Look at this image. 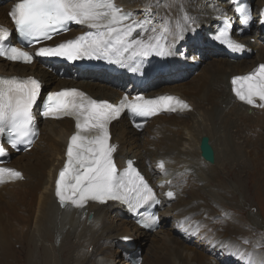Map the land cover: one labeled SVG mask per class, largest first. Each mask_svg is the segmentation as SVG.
Listing matches in <instances>:
<instances>
[{
    "label": "bare ground",
    "instance_id": "1",
    "mask_svg": "<svg viewBox=\"0 0 264 264\" xmlns=\"http://www.w3.org/2000/svg\"><path fill=\"white\" fill-rule=\"evenodd\" d=\"M17 1L0 0V4L4 3L0 6L1 25H10L9 12ZM232 1L116 0V4L125 12L133 13L137 19H150L157 28L164 21H168L169 28L173 33L176 31L177 24L182 25L188 34L191 30L198 43L197 51L205 59L207 49L204 47L209 43L206 37L207 32L216 29L222 18H230L233 23H237L234 18L235 8ZM263 10L264 0H258L254 11L255 15L258 16ZM151 12H155V15H151ZM185 17L188 18L187 22ZM82 31H74L72 36L74 37ZM171 39L172 37L169 36L170 42ZM237 40L246 51L256 52L254 59L252 61L242 60L233 64L224 52L216 48L213 52L210 51L215 53L216 60H219L202 75L201 83L194 87L195 93L181 95L182 98H180L190 106L191 110L161 114L153 118L142 132L144 133L151 124L158 125H155V128L150 132L151 139L140 144L139 137L142 133L133 129L126 116L121 121L113 122L109 128L110 143L116 148L113 153L116 165L120 170H123L127 167V162L132 161L134 167L140 171L161 197L159 213L161 227L164 226L165 231L175 230L173 227L168 228L174 221L187 233L193 234L192 232L197 227L201 230L214 220V215L211 212L213 210L203 200H207L209 194L217 195L226 191L227 185L221 178V172L226 171V174H229L228 178H234L236 190L244 194L246 192L244 180L250 177L245 171L250 166L255 173L262 170L260 161L264 160V109L253 108L240 102L232 92L231 80L236 76L247 75L259 65L264 64V36L260 32H255L252 35L237 37ZM173 51L175 55L172 56L153 55L149 57L165 60L168 70L157 75L155 80L142 90L147 98H154L174 90L172 88L155 90L159 82L171 81L179 77L180 71L185 76L193 71L185 67L188 65L187 63H180L181 60L176 56L177 44L174 45ZM212 58L214 59L213 56ZM200 59V57H196L195 60ZM183 67H185L183 70H176ZM53 71L55 72V69H47L43 66L38 68L37 63L32 66L8 64L0 59V76L32 77L39 80L44 89L51 87V91L75 88L82 90L92 99L112 104H117L125 94H137L132 91V86L126 85L123 80L125 77L118 79L104 73L85 72L75 74L71 81H65L59 79ZM41 124L45 127L43 129L45 138L42 137L41 131L39 141L31 151L24 155L22 153L12 155L11 166L18 168L19 165L17 171L21 172L24 178L6 185L0 184V260L3 261L1 264H6L9 259V262L14 261L15 264H19V259L15 256L17 252L14 250L12 253L13 245L16 247L17 243L25 246L28 263L34 264V254L28 251L35 239L34 233H31L33 224L43 240L57 238L59 241L64 239V243H67L73 237L77 243L73 242L70 249H75L78 245L92 247L91 252H83L85 255L83 254L84 258L80 264L90 262L95 256H98L99 264H105L108 256L114 252V239L117 233L116 229L108 226L111 219L126 224V228L120 234L124 236L117 238L119 249L125 257L132 252L131 247H134L135 244H138L136 248L146 245L145 238L142 237L148 236L147 232L139 228L129 212L118 203H108L107 205L89 203L83 208H76L72 205L61 207L55 195V180L66 162V149L70 137L76 131L75 124L69 120L54 119L42 120ZM151 128L152 126L149 127V129ZM207 134H220L222 141V154L218 153L219 150L216 151V168L210 170L209 174L200 169V166H204V164L200 156L199 145L201 138ZM42 141L45 147L43 154L30 158L29 153H32ZM211 142L214 144L213 140ZM14 158L18 161L14 162ZM25 159H27L25 164L20 165ZM161 161L165 163L166 174L157 167ZM148 165L151 166V169L148 168ZM261 173L264 176V172ZM166 181H171V184H167ZM161 184H164L163 188L159 187ZM169 190L175 193L177 200L182 199V201L180 200L182 204L174 207L173 214L168 213L164 208L170 200L164 193ZM257 202L260 201L257 200ZM224 209L231 210L226 207ZM242 211L241 209L239 212ZM84 212H86L85 215ZM90 213L93 214V220L88 222ZM240 215L243 218L241 220L235 218V222L248 226L249 220L244 217V213ZM214 223L221 226L219 237H224L216 242L217 245L214 247L217 251L216 256L222 253L225 263L230 264L240 260L232 254L233 251L239 249L246 257H252L254 264L257 263L259 258L255 257V254H250L248 249L242 248L236 242L241 239L240 234L244 230L237 231L231 224L220 221ZM129 228L136 230L137 234L134 237L130 233H126L130 231ZM249 234H253V231ZM125 237L133 240L126 243ZM244 241H248L247 248L255 245V242L249 239ZM222 244L227 247H221ZM161 246L154 248L151 262L147 259L142 264H220L221 261L214 256H209L207 250H195L199 252V256L190 255L191 258L187 255L184 256L185 245L174 242V240L171 247L163 245L164 248H162L166 250V253L160 252V250L162 251ZM51 256V250H44L43 264H51Z\"/></svg>",
    "mask_w": 264,
    "mask_h": 264
},
{
    "label": "snow or ice",
    "instance_id": "2",
    "mask_svg": "<svg viewBox=\"0 0 264 264\" xmlns=\"http://www.w3.org/2000/svg\"><path fill=\"white\" fill-rule=\"evenodd\" d=\"M236 11L241 23L248 25L251 19L248 10L238 5ZM261 15L264 17V13ZM9 16L16 32L29 47L45 44L70 31L72 24L87 29L74 39L39 47L32 53L24 47L5 43L10 33L0 28V58L25 65L32 64L37 57L60 58L73 63L104 60L128 66L130 71L137 73L141 71L143 61L150 56L175 55L173 47L176 41L183 39L185 31L182 25L177 24L173 33L168 21L157 28L150 19H137L133 13L125 12L115 0H18ZM230 27V22H225L214 39L233 52L243 51V46L230 37ZM169 36L172 37L171 42ZM231 85L240 102L264 109V64L247 75L232 78ZM41 87V82L32 77H0V136H6L13 149L19 145H30L39 134L33 108L40 98ZM190 110L185 101L171 95L154 99H146L142 95L130 99L125 95L118 105H114L92 99L74 88L48 93L40 115L45 119L71 118L76 129L67 145L66 162L55 180V195L61 207L83 208L89 201L99 204L118 201L135 214L146 204L159 203L157 193L132 161L127 162L123 171L118 170L113 158L116 148L110 143L109 125L123 112L133 118H147L161 112ZM135 126L140 128L142 124L136 123ZM6 155L0 145V157ZM157 167L166 174L163 161ZM23 178L21 172L0 166V184ZM166 183L171 184V181ZM159 187L163 188L164 184ZM164 195L170 200L176 198L171 190ZM138 222L144 228L154 229L157 218L145 216ZM221 247L227 245L222 244ZM232 254L247 264H254L251 257H246L239 249Z\"/></svg>",
    "mask_w": 264,
    "mask_h": 264
},
{
    "label": "rangeland",
    "instance_id": "3",
    "mask_svg": "<svg viewBox=\"0 0 264 264\" xmlns=\"http://www.w3.org/2000/svg\"><path fill=\"white\" fill-rule=\"evenodd\" d=\"M252 1L254 2L255 8H256V4L258 0H252ZM3 4L4 3L2 2L0 6H2ZM151 15H155V12H151ZM255 30H256V27H254V30L250 34L252 35L255 32ZM175 44H177L176 56H178L179 59L181 60L180 63L181 64L187 63L188 65H186L185 67H188L190 70H193V71H190V74H188L187 76L182 75L180 71L179 77H176L175 79L171 81L166 80V81L159 82L156 85L155 90H162V89L165 90L166 88H172L174 90L165 92L164 94H161V96L171 95V96H175L180 99L182 98L181 95H188V94H192L196 92V89L194 88L195 85L201 83L200 79L202 75L205 72L209 71L211 67L213 66V64L216 63V61H218L219 59L216 60L217 59L215 57L216 54L210 52V51L213 52L215 49L211 46H208L210 45L209 43L208 45H206V47H204L205 49H207V52H205L206 58L205 59L203 58L204 56L200 52L197 51L198 43L195 39V34L191 30L189 34L186 33V31H184L183 39L176 41ZM212 56L214 57V59L212 58ZM255 56H256V52H251L249 57L244 58L243 60L252 61ZM196 57H200L201 59L196 61L195 60ZM240 61L242 60L241 59L235 60V61L232 60L231 62L233 64H237ZM196 62H200V64L196 65ZM37 67L39 68L40 66H37ZM185 67L176 69V70H183ZM164 77L166 78V76ZM138 92L141 93V91H138ZM119 120L121 121L122 118ZM120 124H122V122H120ZM155 125L151 124L149 125V127L152 126L151 129H149L148 127V129L144 133L141 132L142 134L139 137L140 144H143L144 141H148L149 139H151L152 134H150V132L152 131L153 128H155ZM44 128H45L44 125H41V131H42L43 138H45V132H43ZM205 136L209 137L211 141L212 140L214 141V144L212 145L215 150V154H216V151L218 150H219L218 153L220 152L222 154L221 135L220 134H214V135L207 134ZM152 139H155V138H152ZM44 148H45L44 143L42 141L40 145H38L32 151V153H29L30 155L28 156L30 158H34L35 156H38L41 153L43 154ZM26 160L27 159L22 161V164L20 165H24ZM17 161L18 159L14 158V162H17ZM203 164L204 166L201 165L200 169L202 172H205L206 174H209L210 170H214L216 168V165L212 166L204 161H203ZM260 164H261L260 167L262 168V170L260 169V171L256 173L252 171V168H250L251 166L249 167L248 170L245 171L247 174L250 175V177L249 179L244 180V186L246 188L245 189L246 192H244V194H241L236 190L234 178L233 179L228 178L229 174H226V171L221 172L222 173L221 178L227 185L226 191L224 192L222 191L218 193L217 195L209 194L208 199L203 200V202L207 204L213 210L211 212L214 215V220L211 221V223H208L203 229L199 231L194 230V232H192L193 234H190L191 232L187 233V231L182 229V227H179L176 222L172 221L170 225L168 226V228L171 229L173 227L175 228L174 231L172 232L165 231L166 228L162 225L163 227H161L156 232L147 233L148 236L142 237V238H145L144 242H146V245L142 246L141 248H136L138 244H135L134 247H131L132 252L127 257H125L124 254H122L121 250L119 249L120 247L117 243V238L120 236H124L120 234L126 228V224L125 223L122 224V222H118L116 219L109 220L108 226L116 229L117 236L114 239L115 241V245L113 248L114 252L108 256V259L106 260L105 264H134L129 258L136 251L140 252L142 263L144 260L147 261V259L149 262H151L153 260L152 255L154 253L153 251L154 248L155 247L159 248L162 245L161 246L162 251L160 250V252L166 253V250H163L164 248L163 245L167 247H171L173 244V240L174 242H180L183 245H185L186 249H185V252H183L184 256L187 255L189 258H191L190 255L199 256V252L197 251L207 250L209 252V256H214L220 259L221 260L219 262L220 264H226L224 261L225 257L223 256L222 253H219V255L216 256L217 251H216V248H214L217 245L216 242L223 239L224 237H219L218 234L221 232V226L214 223L215 221H220V222H223L229 225L231 224L235 229H237V231L244 230V232L240 234L241 239L236 240V242L242 248L248 249L250 254H255V257L259 258L256 264H264V259H263L264 258V186H263L264 176H263V173H261V172H264L263 171L264 170V160L260 161ZM17 167L19 168V165ZM10 168L14 170L18 169L14 166H11V163H10ZM148 168L151 169V166L148 165ZM256 199L263 203L257 202ZM180 200L182 201L181 198L179 200H177L176 198L171 199L168 201V204L164 208H166V211L168 213L173 214L174 207L182 204ZM225 207L230 208L231 210L227 211L224 209ZM241 209L243 211L239 212ZM85 213L86 212H84V215ZM241 213H244V217L247 218V220H249L248 226L240 225V223H238L237 221L235 222V218L236 220L237 219L241 220L243 218L240 215ZM90 215H93V214L90 213L89 216ZM88 222H91V220L88 219ZM35 229L36 227L33 224L31 227V233L32 234L34 233L33 235L35 239H34L33 245L28 250L34 254V258H35L33 262L34 264H43L44 259L42 258V255L44 253V250H47V251L51 250L52 252L51 264H80V261H82L85 255L83 252L89 253L92 251V247H85L86 245H78L79 247L78 246L75 247L76 250L70 249V246L71 244H73V242H75V244L77 243V240L73 237L67 243H64V239H60L59 241L57 238L54 240L49 239L50 241L43 240L40 237V234ZM129 229L130 231L126 233H130V235L134 237L137 234L136 230H134V228H129ZM251 231H253V234H249V232ZM125 238L128 239L129 237H125ZM245 239H249L255 242V245L250 248H247L246 244H248V241H244ZM129 240L132 241L133 239L131 240V238H129ZM13 246H14V249L12 253L14 252V250L17 252V255L15 254L14 255L16 256V258L19 259V264H29L28 259L26 258L27 256H26L25 246L19 243H17L16 247L15 245ZM64 246H65V250H64ZM73 253L75 254V256ZM79 253H81L82 255L84 254V255L83 256L81 255L82 256L81 257ZM251 260H252V257H251ZM9 261L10 259L8 260L6 264H15L14 261H11V262ZM1 263H3V261L0 260V264ZM99 263L100 262H99L98 256H95L93 259L90 260V262H87L86 264H99ZM230 264H247V262L238 260V261H233Z\"/></svg>",
    "mask_w": 264,
    "mask_h": 264
},
{
    "label": "water",
    "instance_id": "4",
    "mask_svg": "<svg viewBox=\"0 0 264 264\" xmlns=\"http://www.w3.org/2000/svg\"><path fill=\"white\" fill-rule=\"evenodd\" d=\"M200 153L201 158L210 165L215 164V151L211 145L208 137H203L200 141ZM91 218V217H90Z\"/></svg>",
    "mask_w": 264,
    "mask_h": 264
}]
</instances>
